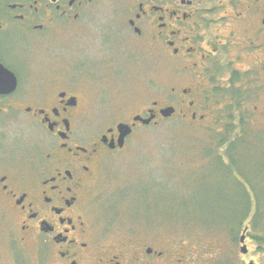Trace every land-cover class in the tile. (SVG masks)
I'll return each instance as SVG.
<instances>
[{"label": "flooded vegetation", "instance_id": "1", "mask_svg": "<svg viewBox=\"0 0 264 264\" xmlns=\"http://www.w3.org/2000/svg\"><path fill=\"white\" fill-rule=\"evenodd\" d=\"M34 56L42 67H32ZM153 56L168 83L159 97L129 116L100 119L107 97L90 86L118 85L133 69L152 83L142 69ZM244 61L247 68L237 66ZM0 65L17 82L0 92V264H231L219 250L203 256L213 247L195 235L177 244L107 242L97 187L137 129L176 116L221 133L217 144L226 135L230 166L258 145L251 138L264 136V0H0ZM120 124L132 128L123 146ZM245 229L248 264L256 260Z\"/></svg>", "mask_w": 264, "mask_h": 264}, {"label": "rangeland", "instance_id": "2", "mask_svg": "<svg viewBox=\"0 0 264 264\" xmlns=\"http://www.w3.org/2000/svg\"><path fill=\"white\" fill-rule=\"evenodd\" d=\"M149 60L142 70L153 77L152 83L133 69L118 85H89L90 91L94 88L107 97L100 119L118 118L120 112L129 116L133 108L159 97L158 90L168 83L161 60L155 56ZM136 64L140 70L141 60ZM32 67H42L37 56ZM210 119L206 125L212 124ZM218 134L178 116L137 129L129 147L110 158L98 182L96 214L107 231L106 241L118 244L139 237L177 244L195 235L201 247H213L203 256L219 250L231 264H246L239 241L247 223L253 240L250 249L255 250L251 258L264 264V136L252 137L258 145L244 153L240 164L230 166L223 159L227 147L215 141ZM212 259L203 264H219Z\"/></svg>", "mask_w": 264, "mask_h": 264}, {"label": "water", "instance_id": "3", "mask_svg": "<svg viewBox=\"0 0 264 264\" xmlns=\"http://www.w3.org/2000/svg\"><path fill=\"white\" fill-rule=\"evenodd\" d=\"M0 66L3 67L2 65H0ZM4 70H6V72L10 74L11 78H10V81H8V82L7 81H3V82L0 81V92L13 91L15 89V87H16V84H17L16 77L13 75V73H11L6 68H4ZM173 112H174L173 108H168V109H165V110L162 111V113L165 116H170V115L173 114ZM137 119H141L143 121V123L149 124L154 119V116H151L150 118H147V119H142L141 117H136V120ZM119 130L121 132L120 146H123L125 136L127 134L131 133L132 128L128 124H120L119 125ZM247 230L248 229H245V233L240 238V243H241L240 252L242 254H247L248 251H249L247 243H246V239H247L246 231ZM248 264H255V262H254V260H251V261H249Z\"/></svg>", "mask_w": 264, "mask_h": 264}, {"label": "trees", "instance_id": "4", "mask_svg": "<svg viewBox=\"0 0 264 264\" xmlns=\"http://www.w3.org/2000/svg\"><path fill=\"white\" fill-rule=\"evenodd\" d=\"M227 136L226 135H224L222 138H221V141H219V145H222L223 143H225V142H227ZM239 140H241V139H239ZM238 140V141H239ZM252 147V145H250V148ZM217 156H219V157H221V155H217ZM222 158V157H221ZM242 161V160H241ZM241 161L240 160H237V165L238 164H240L241 163ZM257 213V212H256Z\"/></svg>", "mask_w": 264, "mask_h": 264}]
</instances>
